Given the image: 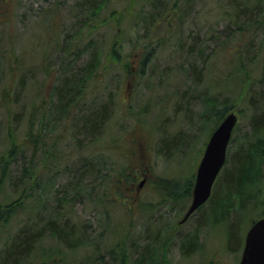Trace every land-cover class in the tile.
Segmentation results:
<instances>
[{
    "label": "trees",
    "instance_id": "trees-1",
    "mask_svg": "<svg viewBox=\"0 0 264 264\" xmlns=\"http://www.w3.org/2000/svg\"><path fill=\"white\" fill-rule=\"evenodd\" d=\"M14 1L0 0V18L6 17L11 11ZM192 1L194 0L171 2L152 0L150 5L145 7L143 4L145 1L139 0L140 7L135 8V0H126L123 8H113L112 0H76L70 8V18L74 20L70 27L66 26L64 14L59 8L43 11L44 14L39 21L41 32L36 38L38 44L46 46L39 66L45 77L49 78L50 97L41 98L33 105L27 119H24L25 128L19 135L16 128L11 127L8 130L7 139L10 141V147L0 156V186L11 181L15 191L19 193L16 200L13 199L6 205L0 204V227L8 225L13 218L24 214L26 221L21 227L22 235L19 239L8 238L6 241V245H9L7 261L13 255L19 254L26 256L30 264H68L66 255H62L61 251L57 249L45 251L42 241L49 234V237L56 239L68 250L85 249L84 263L100 264L99 261L104 256L103 252L98 254L101 247L97 243L101 240H95L90 234L87 221H77L74 216L67 217L77 198L88 196L89 206L100 211L109 224L112 206H120L129 215L142 209L137 204L135 195H131V192L136 190L137 170L140 168L131 164L132 160L125 155L122 142L118 141L117 136L107 137L116 106L110 104L109 98L105 97L107 77L115 70L124 75L121 84L125 80L134 79L136 75L139 78L144 77L145 69L151 63L156 47H164L165 40L177 39L180 43V37H183L180 34L181 29L176 30L181 25L180 9ZM233 4L235 5L230 12L222 9L220 17L230 18L237 26V34L244 42L248 40L253 42L256 36L262 35L264 43V0H234ZM127 18L130 23L142 26L140 30L148 42L133 45L129 41L135 50L123 56L120 38ZM103 31L113 34L104 46L100 37ZM193 42L189 52L195 51L198 40ZM238 49L232 52L236 58H227L226 68H222L223 74L217 81L207 80L210 73L202 71L207 62L203 64L201 70L198 66L194 69L199 80L208 85L207 100H202L204 110L202 122L207 124V127L209 123H214L212 127H208L209 137L229 114V100H221L220 96L222 88L228 86V81L238 82L237 86L246 92L247 103H254L250 118L251 132L231 155L229 149L227 163L208 201L210 203L207 206L208 214L202 218L208 222L209 216L216 223L220 217L221 223L228 224V247H233L230 244L233 241L237 246L242 243L238 242V224L244 221L243 216L229 223L230 216L235 210L240 209V214L248 210L250 212L249 203H253L255 208L251 209L252 214L246 225L248 229L258 219L264 217V202L260 198L264 168V108L258 110L259 104L256 102L258 99L264 100V97L256 98V94L264 96V93L260 94L255 89L257 86L254 79L257 77H254L253 71L248 67V63L256 58L248 55L250 53L244 47ZM219 50L220 46L216 52ZM13 55L14 57L10 58V72H20L22 68L20 66L24 65L25 59ZM261 68L259 81L263 84L264 60ZM224 73L228 74L226 79H223ZM232 73L233 75L229 76ZM19 81L24 84L25 80L21 77ZM11 97L6 92L2 104L4 107L12 106L14 100H11ZM192 99L196 100L194 96L190 98ZM19 114H14V118H19ZM136 123L140 124V120ZM159 133L161 137L157 146L163 145L165 148L160 147L157 152H164L170 157L171 153L180 150L177 139L170 137L165 131ZM234 138L235 135L231 144ZM67 139L74 145L68 152L60 147ZM114 150H118L115 151L116 154H113ZM121 154L123 164L119 165L116 157ZM13 169L19 174L17 177ZM60 171H63L67 179L65 184L53 193L56 211L50 212L48 217L40 215L37 220L30 219L35 199L42 200L45 191L48 190L45 180ZM193 186L194 178L183 182L176 180L171 182L166 192L170 196L172 208L187 210ZM30 200L32 201L25 205ZM205 206L198 212L201 213ZM66 210L67 213H62ZM29 220L31 222H28ZM120 227L121 224L117 223L116 228L119 230ZM105 230L108 231V227ZM122 230V235L114 237V244L107 250L112 260L120 261L121 264L161 263L159 262L161 254L157 250L160 245L159 231H156L155 236L145 238L146 243L142 247L135 243L128 245L126 239L131 235L129 234L131 229L123 227ZM183 239V253L189 256L197 247L198 235L195 234L197 241ZM36 249L39 252L34 255Z\"/></svg>",
    "mask_w": 264,
    "mask_h": 264
},
{
    "label": "rangeland",
    "instance_id": "rangeland-1",
    "mask_svg": "<svg viewBox=\"0 0 264 264\" xmlns=\"http://www.w3.org/2000/svg\"><path fill=\"white\" fill-rule=\"evenodd\" d=\"M75 1L15 0L11 11L6 14V17L0 18V156L4 155L10 147V141L7 139L8 130L11 127L16 128L19 135L25 128L24 119H27L33 105L41 98L50 97L49 78L45 77L39 66L46 46L38 44L36 38V35L41 32L39 21L44 14L43 11L49 8H59L64 14L66 26L70 27L74 22L70 18V8ZM144 1L143 4L147 7L152 0ZM233 1L194 0L185 5L182 10L180 9L181 25L176 29L177 31L181 29L180 34L183 37H180V43L177 39H171L163 42L164 47H156L155 55L148 68L146 67L144 77L139 78L136 75L134 79L125 80L121 84L120 81L124 79V75L120 71L115 70L108 75L105 97L109 98L110 104L116 106L107 137L117 136L118 141L122 142L125 155L132 160L131 164L140 168L137 170L136 190L131 192V195H135L136 202L142 209L129 215L120 206L109 205L113 207L110 210L112 218L109 224L100 211L89 206L88 196L77 198L75 206L68 211L67 217L74 216L77 221H87L90 234L95 240H101L97 243L101 247L98 254L103 252L104 256L99 261L100 264H121L120 261L112 260L107 250L111 249V245L114 244V237L122 235L123 227L131 229L129 230L131 235L126 239L128 245L135 243L142 247L146 243L145 238L155 236L156 231H159L160 245L158 244L157 250L161 254L159 255L160 264H238L253 203H249L250 212L248 210L240 214V209H238L230 216L229 223L239 216H243L244 221L238 224V242H242L241 245L237 246L233 241L230 243L233 247H228V224L221 223L220 217L216 223L209 216L208 222L203 220L208 214L207 206L210 203L201 210V213L198 212L186 223L180 225L179 222L185 211L172 208V203L169 202L170 196L166 192L172 181L183 182L190 178L195 180L197 167L209 139V128L214 125L211 122L208 128L207 124L202 122L204 113L202 100H207L208 85L199 80L197 73L194 72L195 67L202 69L203 64L207 62L202 71L210 73L207 80L217 81L223 74L222 68H226L227 58H236L232 52L236 48L240 50L244 47L250 53L247 52L248 55L256 58L248 63L254 77H257L254 79L257 86L255 89L260 94L264 93V82L261 84L259 81L264 60L262 35L256 36L253 42L249 40L244 42L237 34V26L230 21V18L220 17L222 9L227 12L231 11L235 5ZM166 2H171V0H166ZM111 3L113 8H123L126 0H112ZM134 7H140L139 0H135ZM141 28L142 26L130 23L127 18L120 38L123 56L135 50L132 49L130 42L133 45H143L148 42ZM112 35L108 31L101 33L103 46ZM196 40L199 44L195 46V51L189 52L190 46ZM218 46L220 50L216 52ZM13 54L25 59L24 65L20 66L22 67L20 72H10V58L14 57ZM212 54L215 55L212 56ZM56 56H58L57 53ZM244 56L247 55L244 54ZM232 75L233 73L229 74V76ZM202 76L204 77V73ZM227 76L228 74L224 73L223 79ZM21 77L25 80L24 84L19 81ZM51 79L53 80V77ZM237 84L236 81H228L230 87H223L220 95L221 100H229L228 113H235L239 117V123L233 134L235 138L229 148L230 155L244 143L247 134L251 132L250 118L254 108V103H247L246 92ZM6 92L12 96L11 100H14L12 106L7 108L2 105ZM192 96L196 100H190ZM260 97L264 96L256 94V98ZM256 102L259 104L258 110H263L264 100L259 101L258 99ZM18 113H20L19 118H14V114ZM138 120L140 124L136 123ZM160 131H165L170 137L177 139L180 150L171 153L170 157H167L164 152H157L160 147H163V145L157 146L161 137ZM60 147L68 152L74 145L70 139H67ZM115 151L118 150H114L113 154H116ZM116 158L119 165L123 164L122 154L117 155ZM14 175L17 177L19 174L14 171ZM53 175L48 176L47 181L45 180V186L48 187L45 197L42 200L35 199L30 219L37 220L40 215L48 217L50 212L56 211L53 193L65 184L67 177L63 175V171ZM142 182L144 183L140 186ZM53 184L54 186H51ZM262 188L260 198L264 202V168ZM18 197L19 193L15 191L11 181L0 186V204L6 205ZM62 213H67V210ZM25 222L24 214L13 218L8 225L0 227V264H30L26 256H19V254L10 257L9 261L6 260L9 246L6 245V241L8 238L19 239L22 235L21 227ZM117 223L122 226L119 230L116 228ZM104 225L105 228L108 227V231L103 229ZM124 232H127L126 228ZM195 234L198 235L197 247L189 256L184 255L183 238L197 241ZM42 245L45 251L52 249L61 251L62 255H66L68 264H86L84 263L85 256H83L86 250L83 248H78L76 251L68 250L56 239L49 237V234L43 238ZM38 252L36 249L34 255Z\"/></svg>",
    "mask_w": 264,
    "mask_h": 264
},
{
    "label": "water",
    "instance_id": "water-1",
    "mask_svg": "<svg viewBox=\"0 0 264 264\" xmlns=\"http://www.w3.org/2000/svg\"><path fill=\"white\" fill-rule=\"evenodd\" d=\"M237 122V115L230 113L212 133L197 169L192 202L181 224L211 197L214 183L226 164L228 147ZM240 264H264V218L256 221L247 232Z\"/></svg>",
    "mask_w": 264,
    "mask_h": 264
},
{
    "label": "flooded vegetation",
    "instance_id": "flooded-vegetation-1",
    "mask_svg": "<svg viewBox=\"0 0 264 264\" xmlns=\"http://www.w3.org/2000/svg\"><path fill=\"white\" fill-rule=\"evenodd\" d=\"M244 247V246H243ZM242 252H243V248H242V251H241V254H240V259H241V256H242ZM240 259H239V261H240ZM238 264H239V262H238Z\"/></svg>",
    "mask_w": 264,
    "mask_h": 264
}]
</instances>
